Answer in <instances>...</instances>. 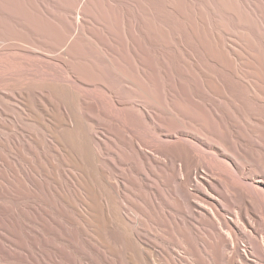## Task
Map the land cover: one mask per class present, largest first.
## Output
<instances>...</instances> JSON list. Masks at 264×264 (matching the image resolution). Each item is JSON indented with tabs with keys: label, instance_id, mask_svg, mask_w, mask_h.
<instances>
[{
	"label": "bare ground",
	"instance_id": "obj_1",
	"mask_svg": "<svg viewBox=\"0 0 264 264\" xmlns=\"http://www.w3.org/2000/svg\"><path fill=\"white\" fill-rule=\"evenodd\" d=\"M213 4L216 28L201 7L199 24L188 19L206 61L141 2L123 36L70 27L95 61H26L34 71L16 79L34 84L10 98L45 132L13 116L6 127L27 137L8 151L36 153V166L10 167L39 201L26 205L36 264H264V0ZM10 71L0 65V86Z\"/></svg>",
	"mask_w": 264,
	"mask_h": 264
},
{
	"label": "rangeland",
	"instance_id": "obj_2",
	"mask_svg": "<svg viewBox=\"0 0 264 264\" xmlns=\"http://www.w3.org/2000/svg\"><path fill=\"white\" fill-rule=\"evenodd\" d=\"M191 1L195 4L185 0H0V65H5L11 70V76L15 77L8 84L0 86V264H36L34 260L38 261L42 249L38 228L26 220V205L39 201L26 191L19 179L11 177L10 170L11 161L20 158L35 164L36 153L26 150L16 156L8 151L7 144L13 136H18L23 141L27 139L24 133L21 134L20 127L30 132H45L42 125L28 116L30 111L25 109L20 101L10 98L12 91L18 92L34 84H19L16 79L23 72L34 71L26 61L39 59L51 62L55 56L67 58L72 66L76 64L74 58L95 61L96 50L91 43L74 41L73 29L69 31L70 27L75 28L79 22L86 32L92 30V34L98 37H104L107 33L123 36L128 30L125 14L133 13L139 2L150 5L154 14L161 20L165 17L172 40L176 34L180 35L184 44L201 60L206 61L202 48L195 42L188 29V23L190 20L199 24V14L195 10L201 7L209 12L206 17L210 27L216 28L214 16L211 14L214 4L213 0ZM169 2H173L176 9L187 15V19L180 18L173 9L167 8L166 4ZM154 31L158 36L161 33L158 26L154 27ZM199 33L202 34L201 31ZM226 37L232 40V36ZM67 45L70 46L69 57L64 55ZM207 65L209 69H214L212 65ZM35 71L43 76L51 74L43 67H37ZM86 74L92 73L87 70ZM99 78L103 83L109 84L105 77ZM42 81L44 79L38 80L39 83ZM66 99L72 114L78 116L73 100L68 97ZM12 116L16 117L19 128L6 127L8 122H14ZM68 138H71L69 134Z\"/></svg>",
	"mask_w": 264,
	"mask_h": 264
}]
</instances>
